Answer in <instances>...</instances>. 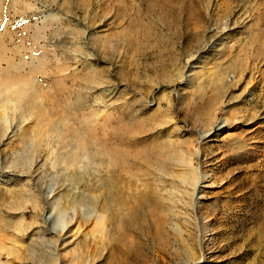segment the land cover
Masks as SVG:
<instances>
[{
    "label": "rangeland",
    "instance_id": "1",
    "mask_svg": "<svg viewBox=\"0 0 264 264\" xmlns=\"http://www.w3.org/2000/svg\"><path fill=\"white\" fill-rule=\"evenodd\" d=\"M0 57V264H264V0H0ZM116 129L178 152L164 221L114 216Z\"/></svg>",
    "mask_w": 264,
    "mask_h": 264
},
{
    "label": "bare ground",
    "instance_id": "2",
    "mask_svg": "<svg viewBox=\"0 0 264 264\" xmlns=\"http://www.w3.org/2000/svg\"><path fill=\"white\" fill-rule=\"evenodd\" d=\"M2 87H3V84H2V82H0V97L2 96V93L4 91L2 89ZM5 87H6V85H5ZM33 89H34V85H32L31 83L28 82L27 84H24L23 86L19 87L16 91H14V93L15 94L27 93V92L29 93L30 91H33ZM4 92H6V90ZM166 113H168V115H170L169 109H167ZM164 115H166V114H164ZM58 119L59 120L54 119L53 120V121H55V122H53L54 124L53 125L51 124L52 126L51 127L49 126V127L53 130L61 132L60 129L62 128V131H63V127H64V125H63V119L64 118H61V119L58 118ZM168 121L166 120L167 123H168ZM62 125H63V127H62ZM80 127L73 129V131L70 130L71 132H67V129H69V128L64 127V128H66V130H64L65 131L64 133L62 132V135H63V137L65 136L64 138L70 137L69 142L73 146L78 147V149H86L87 153H88V157L93 162L94 159L98 158L97 148L95 149V147H93L94 143L91 144L89 142H87V144L85 146H81L82 143L79 140V134L81 133L80 131H82V129ZM161 130L166 131L165 128H163ZM125 131L128 132V130H125ZM134 133H135V131H134ZM90 134H91V132H90ZM112 135L114 136L115 142L117 143L116 144V151L113 155L110 154V156L108 155L109 157L107 156L109 159V162H107L108 159H106V162L109 164V166L112 167L111 169H109V170H111V172L109 173L110 174V178H109L110 180L109 179L108 180L111 184V191L110 192L112 194V199L114 202V204L112 203V205H114L113 208H115L117 210L116 212L114 211V216L121 215L122 212H124V215L129 216L130 214H132L136 210L138 203H143V205L147 204L148 201L151 200V198H152V201L155 204L154 211H155L157 218L159 220L164 221L165 220L164 213H163L164 210L162 209L164 202H162L161 197L158 194L159 191H157V189L154 187L153 183H150L148 181H146V183L142 181L143 183L141 182L142 183V185H141L142 187H141L138 183L139 181H137V179H138L137 176H138L139 172H140L141 176L142 175L143 176L144 175H150V173L152 172V168H155V167H160V168L165 169V170L169 169V167L171 166L170 162H169L172 159L171 157L173 155L178 156V152L174 149L175 148L174 145L173 144L170 145L169 146L170 149L166 150L163 148L164 145L161 146L162 145L161 143L155 144V145H157L156 149H157L159 154H158V157L153 158L144 149L145 147H143V146H145V145L141 146L140 148H134L132 150L131 149L129 150L127 148L129 146L131 147L132 143L133 142L135 143V140H136V139L134 140V138L131 137V135L129 136L127 134L126 135L123 134V136H121L117 129L115 130V133ZM113 136H112V138H113ZM90 138H92V136H90ZM123 144L126 145L127 147H125ZM165 146H167V148H169L167 144ZM72 153H73V151H72ZM81 154H84V153L81 152ZM75 157L76 156L68 157L69 158L68 161L70 163L74 162L75 160L78 161V159ZM66 160H67V158H66ZM81 161H83V158ZM108 164L106 166H108ZM196 174H197L196 170L193 167L188 166V167H185V170L182 172V177H183V180H185V181L187 180V181H189V183H192L196 177ZM110 198L111 197H109V200H110ZM96 201H98V200H96ZM104 204L106 205L107 203L105 202V203H103V205ZM94 205H95V203H94ZM94 207H96V205Z\"/></svg>",
    "mask_w": 264,
    "mask_h": 264
}]
</instances>
